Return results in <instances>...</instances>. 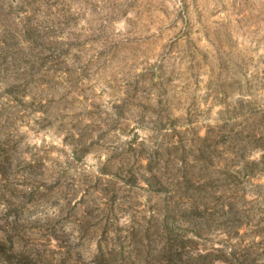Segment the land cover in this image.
Listing matches in <instances>:
<instances>
[{"label": "rangeland", "instance_id": "1", "mask_svg": "<svg viewBox=\"0 0 264 264\" xmlns=\"http://www.w3.org/2000/svg\"><path fill=\"white\" fill-rule=\"evenodd\" d=\"M162 222L264 264V0H0L2 259L143 261Z\"/></svg>", "mask_w": 264, "mask_h": 264}, {"label": "trees", "instance_id": "2", "mask_svg": "<svg viewBox=\"0 0 264 264\" xmlns=\"http://www.w3.org/2000/svg\"><path fill=\"white\" fill-rule=\"evenodd\" d=\"M153 228V231L157 234H161L164 237H169L170 240H166L155 252H152L148 248L146 249V257L143 261L139 258V254L132 255L127 253L126 256L123 253H116L114 250L106 249L101 246L98 247L97 257L100 258H114L113 256H120L123 264H233L229 262L225 255H214L212 252L199 250L198 248L190 249L187 244H191L194 241L192 239H182L178 235L182 231L180 229L174 230L172 225L167 223H159L156 226H147L144 233H148ZM1 248V247H0ZM0 255V263L7 264V260L2 259Z\"/></svg>", "mask_w": 264, "mask_h": 264}]
</instances>
